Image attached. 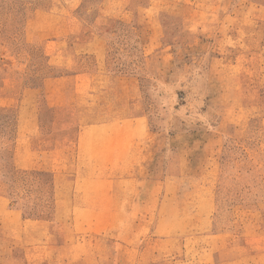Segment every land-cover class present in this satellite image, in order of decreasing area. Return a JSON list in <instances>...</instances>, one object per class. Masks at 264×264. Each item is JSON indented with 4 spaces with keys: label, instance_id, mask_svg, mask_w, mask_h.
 I'll return each mask as SVG.
<instances>
[{
    "label": "rangeland",
    "instance_id": "374dc122",
    "mask_svg": "<svg viewBox=\"0 0 264 264\" xmlns=\"http://www.w3.org/2000/svg\"><path fill=\"white\" fill-rule=\"evenodd\" d=\"M94 33L145 119L156 159L135 174L158 198L104 200L79 124L56 119L87 97L48 51L79 58ZM0 264H264V0H0Z\"/></svg>",
    "mask_w": 264,
    "mask_h": 264
},
{
    "label": "crops",
    "instance_id": "0c3cea01",
    "mask_svg": "<svg viewBox=\"0 0 264 264\" xmlns=\"http://www.w3.org/2000/svg\"><path fill=\"white\" fill-rule=\"evenodd\" d=\"M38 18L37 15L33 16L27 24L35 22ZM55 34L45 33L36 36L38 39L36 37L34 39L38 42H48V38ZM55 41L53 40V42ZM105 41L106 38L101 33H94L85 41L84 45H81V50L78 51L81 54L79 58L76 57L73 51L68 49L60 52L52 49L48 51L52 55L58 53V56L69 57L68 60L76 67L74 70L77 71V74H75L77 77L75 89L82 94L80 98L87 97L86 107H81L82 105L78 103L71 114L64 115L67 118L63 116L61 118L60 115H57L56 119L63 121L64 118L68 121V125H63L62 128L64 129L79 124L78 152H82L84 157L82 154L78 156L79 158L77 157L76 166L79 169L88 168V172L84 170V176L82 175V179L87 183L97 184L102 182L104 184V200L112 194V184H123V187H127V190H124L125 192L129 191V185H132V187H135L137 194L144 189L151 192V199H155L158 198L159 193L156 190V185L159 183L158 178L146 179L148 183H145L146 188H143L145 179L135 174V169L139 165L141 167L145 166L142 163L144 160L148 161V165L154 164L156 159L154 146L144 144L147 135V130L144 128L145 119L142 114L134 115L132 113V108H129L130 100L126 90H124L123 95L113 96V90L116 88L121 89L123 85L127 84V81L115 80L119 76L112 73L111 70L109 71ZM124 88L126 89V87ZM59 92H63L64 95L63 99H60L61 101H56V104L67 106L68 109L72 107V97L70 94H66L69 91L63 89ZM47 98L48 100L51 99L50 96H47ZM49 102L54 103L52 99ZM99 169L104 170L103 176L99 175ZM112 169H120L121 171L115 173ZM122 169L128 170V172H124ZM120 188L122 189V187ZM121 189L116 190L120 191ZM79 192L75 191L76 198L79 197L77 196ZM140 194L138 196L141 197ZM96 197V195H92L89 199ZM103 214H107V211H103ZM24 256L25 259H30L28 253L26 255V250Z\"/></svg>",
    "mask_w": 264,
    "mask_h": 264
}]
</instances>
